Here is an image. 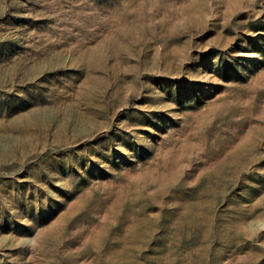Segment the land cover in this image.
I'll return each instance as SVG.
<instances>
[{
  "label": "rangeland",
  "instance_id": "1",
  "mask_svg": "<svg viewBox=\"0 0 264 264\" xmlns=\"http://www.w3.org/2000/svg\"><path fill=\"white\" fill-rule=\"evenodd\" d=\"M0 264H264V0H0Z\"/></svg>",
  "mask_w": 264,
  "mask_h": 264
}]
</instances>
